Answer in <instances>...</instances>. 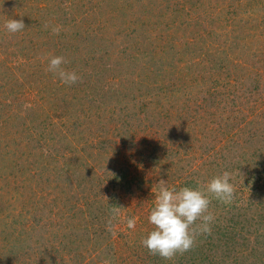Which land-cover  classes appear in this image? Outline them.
Segmentation results:
<instances>
[{
  "label": "rangeland",
  "instance_id": "374dc122",
  "mask_svg": "<svg viewBox=\"0 0 264 264\" xmlns=\"http://www.w3.org/2000/svg\"><path fill=\"white\" fill-rule=\"evenodd\" d=\"M224 171L211 234L150 254L159 181ZM0 264H264V0H0Z\"/></svg>",
  "mask_w": 264,
  "mask_h": 264
},
{
  "label": "clouds",
  "instance_id": "9594fccd",
  "mask_svg": "<svg viewBox=\"0 0 264 264\" xmlns=\"http://www.w3.org/2000/svg\"><path fill=\"white\" fill-rule=\"evenodd\" d=\"M47 28L48 25H45ZM4 28L7 32L15 34L25 29L23 19H9ZM59 26L52 28L53 34H59ZM68 63L63 56L48 58L47 71L58 75L62 83L73 85L81 80L75 71L66 70L63 65ZM25 107H28L27 105ZM231 173L224 171L197 188L182 187L179 190L169 188L163 179L159 181V189L155 191V202L148 217L153 230L142 239L141 244L152 255H159L165 260H172L177 254L183 255L190 251L199 235L211 234V223L215 217L209 212L211 197L223 203H231L235 188L230 183ZM119 206L110 209V218L107 230L113 232L112 221L120 214ZM136 218H128L127 226L134 229ZM114 234V232H113Z\"/></svg>",
  "mask_w": 264,
  "mask_h": 264
},
{
  "label": "trees",
  "instance_id": "16d2710c",
  "mask_svg": "<svg viewBox=\"0 0 264 264\" xmlns=\"http://www.w3.org/2000/svg\"><path fill=\"white\" fill-rule=\"evenodd\" d=\"M89 167H90V170H92V169L94 170V166H93V165L90 164ZM91 229H92V228H90L89 230H91ZM86 231H87V230H86Z\"/></svg>",
  "mask_w": 264,
  "mask_h": 264
}]
</instances>
